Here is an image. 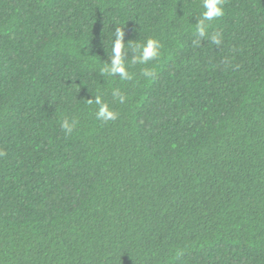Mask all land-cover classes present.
<instances>
[{
	"label": "trees",
	"instance_id": "trees-1",
	"mask_svg": "<svg viewBox=\"0 0 264 264\" xmlns=\"http://www.w3.org/2000/svg\"><path fill=\"white\" fill-rule=\"evenodd\" d=\"M203 5L0 0V264H264V0Z\"/></svg>",
	"mask_w": 264,
	"mask_h": 264
},
{
	"label": "clouds",
	"instance_id": "clouds-1",
	"mask_svg": "<svg viewBox=\"0 0 264 264\" xmlns=\"http://www.w3.org/2000/svg\"><path fill=\"white\" fill-rule=\"evenodd\" d=\"M221 0H204L203 7L206 9V11L202 14L203 19L197 26V30L199 32V35L203 36L206 32L207 25L204 23V21H211L215 17H219L223 15V9L220 7ZM213 41L217 44H219L220 38L212 37ZM121 48V45L118 43L116 45V52L119 53ZM157 44L153 40H149L147 42V45L143 48L142 51V62H146L149 59L154 58L157 55ZM113 71L120 72L122 76L126 75L125 70L123 66L121 65L120 58L117 56V59L114 62V68ZM146 75H152V73L148 72ZM121 101L123 102V97H121ZM97 104H101V101L99 98L96 100ZM98 118L103 120H109V119H115L116 115L115 113L109 111L107 105L101 104L99 111L97 113ZM62 129H64L66 132L70 133L74 127L73 124H70L67 120L64 121V123L61 125ZM3 153H0L2 155Z\"/></svg>",
	"mask_w": 264,
	"mask_h": 264
}]
</instances>
